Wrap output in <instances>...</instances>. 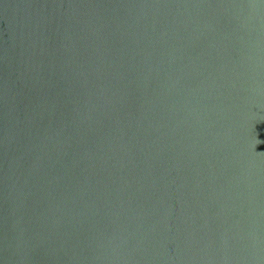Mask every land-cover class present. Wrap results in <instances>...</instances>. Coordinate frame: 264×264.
Wrapping results in <instances>:
<instances>
[{
    "label": "water",
    "instance_id": "obj_1",
    "mask_svg": "<svg viewBox=\"0 0 264 264\" xmlns=\"http://www.w3.org/2000/svg\"><path fill=\"white\" fill-rule=\"evenodd\" d=\"M0 264H264V0H0Z\"/></svg>",
    "mask_w": 264,
    "mask_h": 264
}]
</instances>
